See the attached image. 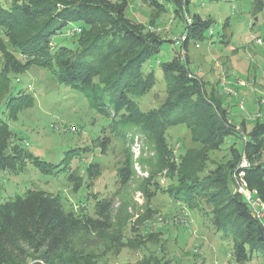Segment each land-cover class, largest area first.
Returning <instances> with one entry per match:
<instances>
[{
  "label": "trees",
  "instance_id": "obj_1",
  "mask_svg": "<svg viewBox=\"0 0 264 264\" xmlns=\"http://www.w3.org/2000/svg\"><path fill=\"white\" fill-rule=\"evenodd\" d=\"M145 1L159 4L158 0ZM173 1L180 7L184 0ZM126 6V0H0V57L4 61L0 96L8 72L16 74L32 65L52 67L60 84L82 92L89 106L104 116L107 134L101 146L106 148L111 140L120 143L116 153L119 187H125L136 176V165L140 166L147 171L140 179L146 200L147 188L162 189L175 205L197 211L215 233L230 240L237 263L264 261V218L255 216L235 188L237 180L244 183L264 204V120L249 130L237 129L215 97L214 87L207 91L206 80L188 66L189 41L202 39L211 20L192 15L181 41L185 57L175 54L159 63L165 82L163 99L157 107L141 110L137 99L155 84L153 71L145 72L143 65L159 53L164 39L127 18ZM262 7L259 0L255 10ZM70 23L79 29L72 33L78 35L73 45H53V37ZM32 100L16 89L7 98L2 116L11 118ZM179 125L187 129L194 146L176 155L166 133ZM225 144L227 157L211 163L210 152L222 150ZM242 157L248 166H240ZM29 162L43 173L59 167L17 142L0 117V174L20 171ZM209 163L213 167L208 168ZM159 176L169 182L164 189ZM68 180L77 182L75 171ZM113 206L112 198L104 197L95 201L92 214L74 213L56 195L37 190L0 202V264H98L121 243V228L133 217L127 209L116 213ZM154 213L146 206L137 214L127 246L144 243L137 227ZM146 237L156 239L153 232Z\"/></svg>",
  "mask_w": 264,
  "mask_h": 264
},
{
  "label": "rangeland",
  "instance_id": "obj_2",
  "mask_svg": "<svg viewBox=\"0 0 264 264\" xmlns=\"http://www.w3.org/2000/svg\"><path fill=\"white\" fill-rule=\"evenodd\" d=\"M258 1L191 0L186 3L184 0L178 7L173 0H158L156 6L145 0H126L125 16L164 39L159 53L143 65L145 72L153 71L155 84L137 99L140 109L160 104L165 82L159 63L169 61L175 54L185 57L180 40L183 41L185 26L192 15L198 14L210 19L211 24L202 39H190L188 43L189 69L206 80L207 91L214 87L215 97L228 110V119L237 129L249 130L256 121H263L264 0L259 11L255 10ZM76 26L68 24L53 37L52 44L73 45L78 38L72 34ZM3 62L0 57V69ZM7 74V82L3 83L6 87L0 96V117L16 135L17 142L40 159L59 167L52 173H43L29 162L20 171L1 173L0 202L28 190L45 191L59 197L67 210L92 214L97 199L112 198L116 213L121 208L127 209L133 217L121 228V243L98 264L144 261L149 264H239L231 253L232 242L215 233L197 211L175 205L162 189L153 187L147 188L150 196L146 200L140 179L147 176V171L140 166L136 165V176L125 187H119L116 153L120 143L111 140L106 148L101 146L107 134L104 116L89 106L82 92L60 84L52 67L32 65L16 74ZM16 89L31 95L32 104L19 109L11 118L2 116L7 98ZM166 140L176 155L194 146L182 125L170 128ZM235 144L240 145L238 141ZM133 151L135 156L139 155L137 146ZM227 155L225 144L222 150L210 152V162L222 161ZM211 167L213 164L209 163L208 168ZM73 171L78 179L75 183L68 180ZM157 181L163 189L169 184L164 176H159ZM146 206L155 213L137 227L144 243L129 247L125 242L133 237L132 221ZM148 232L155 233L156 239L148 240ZM247 264H264V261L255 258Z\"/></svg>",
  "mask_w": 264,
  "mask_h": 264
},
{
  "label": "built area",
  "instance_id": "obj_3",
  "mask_svg": "<svg viewBox=\"0 0 264 264\" xmlns=\"http://www.w3.org/2000/svg\"><path fill=\"white\" fill-rule=\"evenodd\" d=\"M75 31H79L78 28H74L72 29V33L75 32ZM184 39V36L182 37V40ZM181 42V40H180ZM178 43V41L176 42ZM248 162L247 160L242 157L241 158V162H240V166L241 167H245V166H248ZM235 188H236V191L238 193H240L243 198L245 199V201L249 204V206L252 208L255 216L257 218H264V204L262 202H260L256 197H255V191H250L246 188L245 184L242 183V182H239L238 180L236 181V184H235Z\"/></svg>",
  "mask_w": 264,
  "mask_h": 264
}]
</instances>
